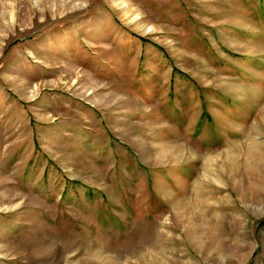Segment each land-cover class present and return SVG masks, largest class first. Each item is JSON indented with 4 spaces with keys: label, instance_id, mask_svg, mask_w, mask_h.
<instances>
[{
    "label": "rangeland",
    "instance_id": "374dc122",
    "mask_svg": "<svg viewBox=\"0 0 264 264\" xmlns=\"http://www.w3.org/2000/svg\"><path fill=\"white\" fill-rule=\"evenodd\" d=\"M0 264H264V0H0Z\"/></svg>",
    "mask_w": 264,
    "mask_h": 264
}]
</instances>
